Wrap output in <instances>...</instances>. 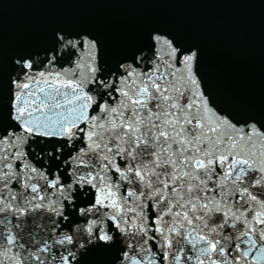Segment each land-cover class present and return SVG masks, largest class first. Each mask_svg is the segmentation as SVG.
I'll use <instances>...</instances> for the list:
<instances>
[{
    "label": "snow or ice",
    "instance_id": "snow-or-ice-1",
    "mask_svg": "<svg viewBox=\"0 0 264 264\" xmlns=\"http://www.w3.org/2000/svg\"><path fill=\"white\" fill-rule=\"evenodd\" d=\"M0 264H264V99L162 25L0 48Z\"/></svg>",
    "mask_w": 264,
    "mask_h": 264
},
{
    "label": "water",
    "instance_id": "water-1",
    "mask_svg": "<svg viewBox=\"0 0 264 264\" xmlns=\"http://www.w3.org/2000/svg\"><path fill=\"white\" fill-rule=\"evenodd\" d=\"M162 25L200 44L221 88L264 99V0H0V48L59 26L90 27L114 44Z\"/></svg>",
    "mask_w": 264,
    "mask_h": 264
}]
</instances>
